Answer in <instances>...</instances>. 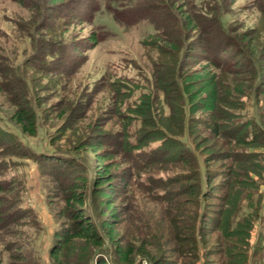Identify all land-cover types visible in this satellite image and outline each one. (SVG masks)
I'll list each match as a JSON object with an SVG mask.
<instances>
[{
  "label": "rangeland",
  "instance_id": "1",
  "mask_svg": "<svg viewBox=\"0 0 264 264\" xmlns=\"http://www.w3.org/2000/svg\"><path fill=\"white\" fill-rule=\"evenodd\" d=\"M167 1L63 0L59 14L42 11L39 0H0V264L20 257L56 264V236L71 222L61 182L75 179L76 162L88 178L84 208L104 236L101 199L89 189L101 165L89 147L98 144V153L109 151L106 163L118 175L116 237L138 250L134 264H264V86L257 95L250 74L237 78L236 60L217 68L202 49L183 56V46L186 52L199 34L194 30L185 44L177 42L178 10L161 4ZM174 1L188 14L195 7L201 26L214 17L231 36L251 34L262 52L264 0ZM90 13L94 21L87 20ZM96 33L100 41L89 44ZM25 103L36 118L35 137L12 118ZM211 123L222 136L210 133ZM247 131L257 144L237 142ZM171 134L176 145L167 139L170 161L135 169L131 156ZM194 139L205 145L198 149ZM60 152L75 161L44 159ZM182 155L194 163L183 166L177 160ZM193 172L197 195L182 189L194 183L183 179L169 193L171 206L161 184ZM170 218L190 243H180ZM91 256L120 264L106 236L104 248ZM77 257L68 264H95L91 258L76 263Z\"/></svg>",
  "mask_w": 264,
  "mask_h": 264
},
{
  "label": "trees",
  "instance_id": "2",
  "mask_svg": "<svg viewBox=\"0 0 264 264\" xmlns=\"http://www.w3.org/2000/svg\"><path fill=\"white\" fill-rule=\"evenodd\" d=\"M40 1V9L42 11L48 12V13H59V10L61 7L60 4L63 3V0H39ZM171 2L170 4H164L161 2L162 5L167 6L174 10H178L173 16L175 28L174 29L177 33V42L180 43L182 46L186 43V41L189 39L190 36L188 34L190 32H193L197 30V33L199 34L198 40H196V44H192V47H189L185 52V47L182 48V55L184 54L188 55V53H194L190 49H202L203 53H208L211 56L213 55L215 58L211 60L210 57H207V61H210L212 65L216 66L217 68H228V64L230 59L236 60V64L233 65L235 67V73L237 78L243 77V75H249L250 78L247 80L249 84L253 82L254 89L253 92L255 94H262L261 88L264 86V76H262V73H264V48L262 52L256 48L254 45V40L251 38V34L249 33H240L234 36H231L225 32V30L221 27L220 23H218L217 19L212 17L209 19V23L205 26H201L200 18L201 16L195 12V7H191V11L193 13L188 14V12H184L183 7H181L179 4H177V1L174 0H168ZM167 1V2H168ZM20 2L25 3L24 0H20ZM166 2V0H165ZM64 4V3H63ZM44 7V8H43ZM93 12V10H92ZM57 13V15H59ZM80 15L74 14V18L78 19ZM87 20L94 21L95 15L94 13L87 14ZM46 20H50V15L45 16ZM153 23L155 29H157V24L151 19L149 20ZM149 22V23H150ZM173 30V31H174ZM172 31V29H171ZM99 37L98 34H93L91 38L89 39V44L98 43ZM181 49V48H180ZM223 56L227 55L228 59L219 61L218 58H216L215 55ZM248 54V55H247ZM192 55V54H191ZM189 55V56H191ZM194 55V54H193ZM49 56V55H47ZM195 59L194 57H192ZM38 58H35L37 60ZM42 60V58H41ZM44 60V59H43ZM182 61V60H180ZM232 65V63H231ZM182 69L181 67V76H179V79L181 78V81L184 80L182 78ZM183 82V81H182ZM252 84V85H253ZM178 91L180 92L181 86H178ZM203 109V106L200 107ZM15 123L20 127L23 134L29 135L31 137H35L37 135V124H36V118L35 115L29 106V104L25 103L21 105L20 108L16 110V112L12 116ZM212 124V123H211ZM209 126V131L213 136L216 138H219L222 136L221 128L217 125H211ZM245 124H242L244 126ZM240 125H237V128L239 129V132L241 131ZM236 128V127H234ZM236 128V130H237ZM167 130V128H165ZM169 129V128H168ZM253 133H257L258 128H253ZM164 131V130H163ZM169 131V130H168ZM238 131V130H237ZM252 131H247L245 133H242L241 136H238V138L234 136H228L230 137V140H233L234 138L237 139V142H242L243 144H249L254 145L257 144L258 141L255 140L256 136L255 134L251 133ZM176 136H173L172 134L165 137L163 141H160L156 146L150 148L148 151L140 152L139 154H136L135 156H131L132 162L134 163L135 169L143 170L146 169V166H153L157 162L163 160L168 161L166 159V156L169 155L168 146L169 144H166L167 139H170L168 141L172 142L176 145L174 142ZM141 138V137H140ZM140 142V141H139ZM138 142V144H139ZM194 143H196V147L198 149L202 148V142L195 140ZM87 144H83L80 146L84 148ZM99 147H101V144L98 145H91L89 147L90 150H93L95 154H97V159L99 162H101V165H99L96 168V171L93 174L92 178V185L89 187L90 191L98 196L100 200L99 207L101 210V217L104 219L101 225L102 233L98 231V228L96 224L92 221V218H90L84 208L85 205V194L87 190V181L88 178L81 174L84 173L85 170H83L78 162L77 167L78 170H75L73 172L74 178L72 181H70V184L66 185L67 182H61V186L64 188V194L65 196V203H66V212L67 216L70 219V226L67 230H64L57 234L55 239V245L53 247L52 251V257L56 264H68L70 263L71 259H75L76 253H78V257L76 258V263L78 262H84L85 260H89V258L92 259L91 262L95 264H112L110 261L105 260L103 257L98 256L93 258L91 256L92 251H95L96 249L102 250L105 246V236L106 238L115 246L116 248V256L118 258V261L120 264H134V258L138 250H135L131 246H121V241L117 240L116 237V224L119 222V216L117 214V211L115 209V202H114V195H116L119 192L120 185L116 186L115 181L118 179V175L116 172H113L114 164L106 163L111 157L109 156V151H104L102 153H98ZM88 148V147H87ZM204 151L211 152L212 146H205ZM59 153V152H58ZM61 154H58L60 156H45L44 159L48 160V157H58L57 160L60 161L63 165H67V163L70 162V159H72L70 154L60 152ZM191 153V152H190ZM255 153L250 152L247 154V156L253 157ZM194 156V154H192ZM208 155H213L214 159L217 158L216 153L211 152ZM221 158H224L221 156ZM229 158H235V154H230ZM171 159V157H170ZM179 163H181L185 167H190L191 163L193 162V158L191 156H184L182 155L177 159ZM70 162L71 164L73 163ZM170 161V160H169ZM40 163V162H39ZM41 164V163H40ZM69 169H73L72 165H69ZM68 176H71V173H68ZM181 175L173 176L172 179H170L168 182H164L161 184V188L167 189L168 192L162 194L161 196L168 195L169 204L172 206V199L173 196L169 194L172 190V188L180 183V181H188L192 180L194 183L189 184L188 186H182V189L186 190L191 195H197V191L199 188L198 183L196 184L198 178L197 174L195 172L189 174H184V178H180ZM190 176V177H189ZM152 180V179H151ZM153 181V180H152ZM125 180H122L121 185H124ZM67 186V187H66ZM154 186V185H153ZM153 189V187H152ZM172 207L169 206L167 208L168 216H172L171 210ZM171 219V223L174 224V227L176 228L178 225L176 221ZM176 235L180 239L181 244L190 243V238H183L182 232L179 230V227ZM81 243V247L78 248V244ZM101 253V252H100ZM20 262L16 264H32V262L27 261V259H24L23 257H20ZM23 260V261H22ZM73 261V260H72Z\"/></svg>",
  "mask_w": 264,
  "mask_h": 264
}]
</instances>
